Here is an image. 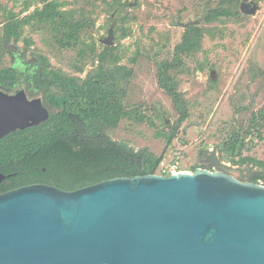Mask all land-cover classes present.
<instances>
[{
	"label": "rangeland",
	"instance_id": "1",
	"mask_svg": "<svg viewBox=\"0 0 264 264\" xmlns=\"http://www.w3.org/2000/svg\"><path fill=\"white\" fill-rule=\"evenodd\" d=\"M54 1L64 3L61 9L71 12L75 20L90 22L82 39L86 45L94 43L95 53L90 54L84 44L63 48L56 42L50 25L32 23L24 28L18 44L3 45L0 38V68L18 64L31 68L43 56L52 69L84 79L97 69L94 56L102 53L106 47L103 42L112 32V46L121 56L120 65L133 70L126 86L125 104L140 108L146 119L143 123L123 120L107 132L108 136L136 153L148 150L163 155L162 163H178L183 171L194 172L195 168L222 161L227 174L243 182L248 180L253 166H237L219 149L227 135L242 126L246 132L252 115L264 109V0H251L250 14L241 12L239 0L238 15L211 24L205 18L221 6L222 0H122L128 7H115L113 11L107 5L112 0ZM44 4V0H0V24L11 13L21 20ZM195 22L201 24L205 36L199 51L184 57V67L178 73L179 91L188 102L190 117L180 126L177 139L166 148L157 132H167L165 126L174 127L179 113L159 85L158 65L173 59L185 30L181 25ZM124 33L126 38H122ZM82 49L90 54L83 62ZM262 135L263 140H256L255 150L249 153L259 161H264V125ZM214 152L218 153L216 157L211 156Z\"/></svg>",
	"mask_w": 264,
	"mask_h": 264
},
{
	"label": "water",
	"instance_id": "2",
	"mask_svg": "<svg viewBox=\"0 0 264 264\" xmlns=\"http://www.w3.org/2000/svg\"><path fill=\"white\" fill-rule=\"evenodd\" d=\"M49 117L41 102L0 95V139ZM0 264H264V185L198 168L26 186L0 194Z\"/></svg>",
	"mask_w": 264,
	"mask_h": 264
},
{
	"label": "trees",
	"instance_id": "3",
	"mask_svg": "<svg viewBox=\"0 0 264 264\" xmlns=\"http://www.w3.org/2000/svg\"><path fill=\"white\" fill-rule=\"evenodd\" d=\"M44 7L31 15L18 19L15 14L6 16L2 26L3 45L18 44L24 36V28L32 23L52 27L56 42L63 48H76L84 44L90 54L95 53V45H86L82 33L89 26L84 19L75 20L71 12L63 11L64 3L44 0ZM239 0H222L221 6L211 11L206 23H214L222 18L239 14ZM110 11L115 7L125 10L127 2L112 0L107 3ZM227 5V7H225ZM30 5H27V9ZM1 12V7H0ZM122 12V11H121ZM126 34L122 38H126ZM205 36L201 24H191L185 28L181 43L175 48L173 59L158 65L159 85L172 99L179 119L168 131L157 132V138L166 142L169 148L177 139L180 126L190 117L188 102L179 91V72L184 67V57L194 56ZM87 50L82 49L80 60L88 58ZM98 67L86 78L70 77L52 69L49 60L40 56L34 66L25 68L18 64L0 68V84L9 88L15 86L16 75H34L28 78L30 90L42 92L46 105L56 108L49 119L40 126L15 131L0 139V175L5 177L0 184V194L30 185L45 184L65 191L93 186L116 178H134L158 173L163 155L157 156L148 150L136 153L126 144L113 141L109 130L116 129L123 120L143 123L146 119L140 108H128L125 104L126 86L132 79L133 70L120 65L121 56L117 47L106 46L102 53L94 56ZM83 72V68L79 69ZM166 121H164L165 123ZM264 109L254 113L250 126H244L229 134L220 146L221 155H227L237 166H253L247 182L264 183V161L249 155L256 148V140L262 141ZM217 152L211 154L217 156ZM78 167L76 172L74 165ZM257 167L260 170H255ZM203 169L226 173L222 161L209 164ZM72 170L73 176L60 183L59 174ZM196 170V168L194 169ZM227 174V173H226Z\"/></svg>",
	"mask_w": 264,
	"mask_h": 264
},
{
	"label": "flooded vegetation",
	"instance_id": "4",
	"mask_svg": "<svg viewBox=\"0 0 264 264\" xmlns=\"http://www.w3.org/2000/svg\"><path fill=\"white\" fill-rule=\"evenodd\" d=\"M32 77H34V75H26V74L16 75V78L18 80L15 81V86L13 88H9L4 84H0V95L6 96L8 98H12L20 94L24 99L28 100L29 102L32 103L41 102L43 107L48 110L49 114L51 113L52 110L56 111V108L48 107L46 105L45 96L42 92H35L33 90H30L32 83L28 82V78H32ZM74 166L76 168V172L78 173L79 172L78 167L82 165L77 164ZM72 176H73L72 170L61 171L59 174L58 181L60 183H64L68 181L70 178H72ZM4 179L5 177L0 175V184L3 183ZM245 181L247 182V180Z\"/></svg>",
	"mask_w": 264,
	"mask_h": 264
},
{
	"label": "built area",
	"instance_id": "5",
	"mask_svg": "<svg viewBox=\"0 0 264 264\" xmlns=\"http://www.w3.org/2000/svg\"><path fill=\"white\" fill-rule=\"evenodd\" d=\"M158 170L159 171L157 174L163 175V176L177 175L178 173L187 172V171L181 170L179 168L178 163H170V164L161 163Z\"/></svg>",
	"mask_w": 264,
	"mask_h": 264
}]
</instances>
